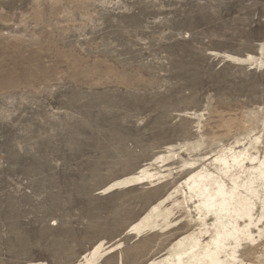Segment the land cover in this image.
Segmentation results:
<instances>
[{"label":"rangeland","instance_id":"374dc122","mask_svg":"<svg viewBox=\"0 0 264 264\" xmlns=\"http://www.w3.org/2000/svg\"><path fill=\"white\" fill-rule=\"evenodd\" d=\"M263 44L264 0H0V264H144L197 229L128 231L214 156L264 160Z\"/></svg>","mask_w":264,"mask_h":264},{"label":"bare ground","instance_id":"6f19581e","mask_svg":"<svg viewBox=\"0 0 264 264\" xmlns=\"http://www.w3.org/2000/svg\"><path fill=\"white\" fill-rule=\"evenodd\" d=\"M259 50L264 54V44ZM235 60L244 59L236 57ZM258 63L264 66V59ZM150 165L146 163L136 173L114 181L104 190L151 181L157 173L149 169ZM209 165L212 168L199 164L186 175L184 190H176L181 196L171 200L172 207H167L165 202L174 189L129 226V233L137 236L145 231H158L162 225L168 227L173 224L170 219L173 207H185L188 222L198 226L176 238L161 257L151 258L144 264H255L258 260L243 258V254L250 252L248 245L255 243L253 251H258L256 247L262 249L258 262L264 264V160L231 148L214 156Z\"/></svg>","mask_w":264,"mask_h":264}]
</instances>
